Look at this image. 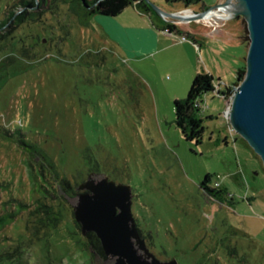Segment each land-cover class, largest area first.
Here are the masks:
<instances>
[{
  "label": "rangeland",
  "instance_id": "rangeland-1",
  "mask_svg": "<svg viewBox=\"0 0 264 264\" xmlns=\"http://www.w3.org/2000/svg\"><path fill=\"white\" fill-rule=\"evenodd\" d=\"M21 1L0 0V20L22 12ZM35 1L20 24L0 26V215L17 212L0 224V264L114 263L74 218L89 174L129 186L138 232L158 259L264 264V166L224 114L246 70L242 9L187 19L157 8L187 15L224 0H146L174 27L149 25L156 50L129 58L98 18L145 25L136 3L79 17L76 0ZM197 72L213 76V89L197 99L202 134L186 137L174 101ZM38 200L60 210L55 227L32 221Z\"/></svg>",
  "mask_w": 264,
  "mask_h": 264
},
{
  "label": "water",
  "instance_id": "water-1",
  "mask_svg": "<svg viewBox=\"0 0 264 264\" xmlns=\"http://www.w3.org/2000/svg\"><path fill=\"white\" fill-rule=\"evenodd\" d=\"M230 1L187 15L157 10L168 17L204 18L210 10ZM236 2L247 19L249 46L245 74L231 95L229 124L258 154L264 166V0ZM78 188L85 191L78 195L74 218L82 233H95L104 254L114 258L113 264H178L175 259H158L146 247L131 214L129 186L115 183L107 176L94 178L89 174Z\"/></svg>",
  "mask_w": 264,
  "mask_h": 264
},
{
  "label": "trees",
  "instance_id": "trees-1",
  "mask_svg": "<svg viewBox=\"0 0 264 264\" xmlns=\"http://www.w3.org/2000/svg\"><path fill=\"white\" fill-rule=\"evenodd\" d=\"M168 1H180L182 5L188 7L191 4L200 3L202 0H168ZM80 10L79 17H82V10L84 15L101 14L106 16H114L118 14L127 5L136 3L139 11H151L146 0H76ZM21 4L25 9L22 12L16 14L14 11H10L8 16L3 17L0 20V26H4L11 18L15 19V23H19L23 20L27 6H35V0H22ZM83 15V16H84ZM164 26L168 28L174 27L173 24L166 22ZM163 26V27H164ZM163 29V28H162ZM213 76L206 72H197L193 78L191 86L188 89V93L183 99H176L174 101V113L175 122L177 126L182 128V131L186 137L200 136L203 131L202 118L199 116L200 107L198 106L199 100L201 102L204 92L213 89ZM199 99V100H197ZM207 179V177H206ZM205 179V180H206ZM62 183H68L66 179H61ZM214 189V188H212ZM45 190V189H44ZM46 191V190H45ZM220 192L221 190H217ZM48 194V192L46 191ZM42 198H48L46 195ZM20 210L22 205L19 204ZM17 212L10 211L0 215V224L3 225L10 222L15 217ZM30 216L35 217L32 221L34 224H38V228L50 229L55 227L60 219L61 213L59 209H55L52 204L45 203L43 200L37 201V206L30 210L28 213ZM9 218V219H8ZM88 244L90 247H94L95 251H98L100 255H104L100 241L94 232H88Z\"/></svg>",
  "mask_w": 264,
  "mask_h": 264
},
{
  "label": "crops",
  "instance_id": "crops-1",
  "mask_svg": "<svg viewBox=\"0 0 264 264\" xmlns=\"http://www.w3.org/2000/svg\"><path fill=\"white\" fill-rule=\"evenodd\" d=\"M122 11L123 9L119 13ZM136 15H138V17L145 22V25L141 26L139 25L140 23H137L136 25L120 24L118 21H114L111 18H106V20L101 19V17L98 18L103 28L101 31H104L107 42L110 41L114 47L118 49V51L125 53V55L129 58L144 56L143 54H148L156 50L154 40L158 38V33L153 32L151 28L152 25L157 29V31L164 32L162 30L164 21L156 16L154 12H141L138 10ZM149 25H151V27H149ZM175 25L178 29H180V25Z\"/></svg>",
  "mask_w": 264,
  "mask_h": 264
},
{
  "label": "bare ground",
  "instance_id": "bare-ground-1",
  "mask_svg": "<svg viewBox=\"0 0 264 264\" xmlns=\"http://www.w3.org/2000/svg\"><path fill=\"white\" fill-rule=\"evenodd\" d=\"M240 9H242V7L237 2L234 5L226 4V5H222V6L219 7V10H222V12H218L217 9H212V10H210L211 12L209 11V12L206 13L205 17L207 15H216V16L225 18V17L231 15L232 11H237V10H240ZM228 114H229V111H228Z\"/></svg>",
  "mask_w": 264,
  "mask_h": 264
},
{
  "label": "built area",
  "instance_id": "built-area-1",
  "mask_svg": "<svg viewBox=\"0 0 264 264\" xmlns=\"http://www.w3.org/2000/svg\"><path fill=\"white\" fill-rule=\"evenodd\" d=\"M164 30H165V29H163V31H164ZM180 39H181V40H184V39H186V37H185V36H181ZM216 90H217V89H216ZM215 93H216L217 95H219L220 92L217 90V92H215ZM228 109H229V105H228V106L225 108V110H224V114H225L227 117H228V111H229ZM232 129H233V128H232Z\"/></svg>",
  "mask_w": 264,
  "mask_h": 264
},
{
  "label": "flooded vegetation",
  "instance_id": "flooded-vegetation-1",
  "mask_svg": "<svg viewBox=\"0 0 264 264\" xmlns=\"http://www.w3.org/2000/svg\"><path fill=\"white\" fill-rule=\"evenodd\" d=\"M139 235H140V237H142L143 238V236L139 233Z\"/></svg>",
  "mask_w": 264,
  "mask_h": 264
}]
</instances>
